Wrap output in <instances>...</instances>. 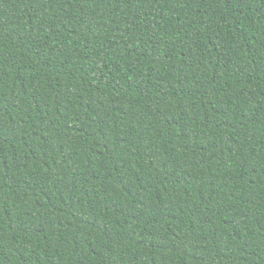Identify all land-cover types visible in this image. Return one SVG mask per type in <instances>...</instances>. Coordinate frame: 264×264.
Segmentation results:
<instances>
[{"label": "trees", "instance_id": "16d2710c", "mask_svg": "<svg viewBox=\"0 0 264 264\" xmlns=\"http://www.w3.org/2000/svg\"><path fill=\"white\" fill-rule=\"evenodd\" d=\"M0 264H264V0H0Z\"/></svg>", "mask_w": 264, "mask_h": 264}]
</instances>
